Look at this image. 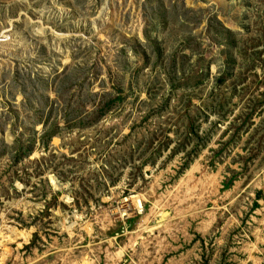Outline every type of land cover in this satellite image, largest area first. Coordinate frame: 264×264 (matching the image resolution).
Segmentation results:
<instances>
[{"label":"rangeland","instance_id":"1","mask_svg":"<svg viewBox=\"0 0 264 264\" xmlns=\"http://www.w3.org/2000/svg\"><path fill=\"white\" fill-rule=\"evenodd\" d=\"M0 264H264V0H0Z\"/></svg>","mask_w":264,"mask_h":264}]
</instances>
